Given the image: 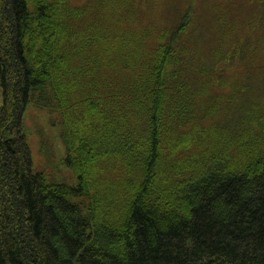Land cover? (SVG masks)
I'll list each match as a JSON object with an SVG mask.
<instances>
[{"label": "trees", "instance_id": "trees-1", "mask_svg": "<svg viewBox=\"0 0 264 264\" xmlns=\"http://www.w3.org/2000/svg\"><path fill=\"white\" fill-rule=\"evenodd\" d=\"M111 1L0 0V264H264V108L231 127L215 55L178 50L194 1L155 48ZM32 104L76 185L33 169Z\"/></svg>", "mask_w": 264, "mask_h": 264}, {"label": "rangeland", "instance_id": "rangeland-1", "mask_svg": "<svg viewBox=\"0 0 264 264\" xmlns=\"http://www.w3.org/2000/svg\"><path fill=\"white\" fill-rule=\"evenodd\" d=\"M89 1L91 0H70L74 6H83ZM190 1L195 4L188 31L190 34L179 39L178 50L190 49L195 61L199 57L209 56L206 60L211 62L212 55H215L212 67L215 72L212 75L214 82L211 81V86H219L218 93L228 97L233 92L236 93L234 102L229 106L232 113L226 110L223 114L224 117L230 116L231 127L235 128L243 117V112H246L248 103L264 108L262 0H115L108 5L124 15L120 22L127 38L134 34L131 28H141L147 33L154 31L149 43L151 48H155L159 44L160 26L172 32L173 26L180 20L181 11L188 7ZM133 3L134 9L138 11L134 12V17L129 10ZM85 18L86 16L81 21V27L86 25ZM131 43V47L134 46V42ZM196 70L199 72V69ZM219 75L226 85L216 81L214 77ZM1 100L0 93V102ZM221 102L227 103V96ZM23 126L31 149L33 169L43 173L53 183L76 185L74 172L64 162L67 143L63 135L65 126L62 116L56 111L32 104L23 115ZM82 201L88 206V199Z\"/></svg>", "mask_w": 264, "mask_h": 264}]
</instances>
